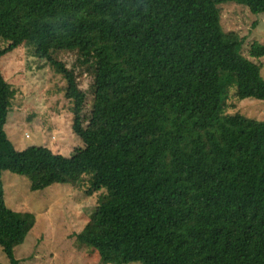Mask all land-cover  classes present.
I'll use <instances>...</instances> for the list:
<instances>
[{"label": "trees", "instance_id": "obj_1", "mask_svg": "<svg viewBox=\"0 0 264 264\" xmlns=\"http://www.w3.org/2000/svg\"><path fill=\"white\" fill-rule=\"evenodd\" d=\"M264 14V0H0V53L35 47L67 80L74 131L71 156L44 146L16 149L5 125L10 88L0 69V247L9 264L35 226L5 201L2 172L32 191L76 186L88 172L108 196L76 234L101 264H264V120L224 115L228 86L264 103V43L225 31L222 6ZM63 50L97 54L94 108L82 124L84 96ZM104 150L116 158L109 177ZM1 264V263H0Z\"/></svg>", "mask_w": 264, "mask_h": 264}, {"label": "rangeland", "instance_id": "obj_2", "mask_svg": "<svg viewBox=\"0 0 264 264\" xmlns=\"http://www.w3.org/2000/svg\"><path fill=\"white\" fill-rule=\"evenodd\" d=\"M222 24L225 31L238 32L245 39V55L253 40L264 43V14H252L244 6L227 3L222 6ZM9 45L10 41L1 37L0 53ZM51 56L63 61L73 72L78 90L84 96L82 124L94 135L89 124L94 108L97 54L91 50H63L52 52ZM261 61L264 78V56ZM0 69L10 88L11 110L5 129L16 149L41 145L52 153L71 156L76 147L84 145L73 128L75 103L67 94V80L50 62L36 56L31 43L26 41L3 53ZM239 113L264 120V103L253 98L240 99L237 87L231 83L223 114ZM23 132L29 136H23ZM0 148L7 152L1 143ZM103 166L109 177L116 175V158L106 150ZM92 180L93 173L88 172L76 186L54 184L32 191L26 177L2 172L7 206L17 212H30L36 219L24 244L15 249L20 264H101L92 247L80 244L76 238L89 221V215L108 196L105 188L93 189ZM0 263L9 264L1 247Z\"/></svg>", "mask_w": 264, "mask_h": 264}, {"label": "built area", "instance_id": "obj_3", "mask_svg": "<svg viewBox=\"0 0 264 264\" xmlns=\"http://www.w3.org/2000/svg\"><path fill=\"white\" fill-rule=\"evenodd\" d=\"M22 135H23V136H26V137L29 136L28 133H24V132L22 133Z\"/></svg>", "mask_w": 264, "mask_h": 264}]
</instances>
